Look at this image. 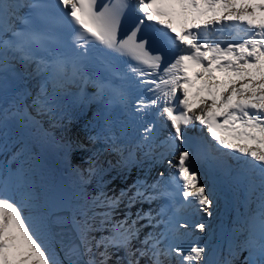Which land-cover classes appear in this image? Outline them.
Segmentation results:
<instances>
[{"label":"snow or ice","instance_id":"6c2138e0","mask_svg":"<svg viewBox=\"0 0 264 264\" xmlns=\"http://www.w3.org/2000/svg\"><path fill=\"white\" fill-rule=\"evenodd\" d=\"M131 7L130 0H122L119 8L100 0H0V94L15 71L13 62L35 64L53 92L67 84L93 82L98 94H107L122 110L134 108L147 115L157 109L161 128L169 130L162 143L171 149L166 163L172 170L167 177L172 190H161L165 173L159 172L160 179L151 184L145 179L110 195L105 161L98 155L89 156L87 168L76 171L82 181L98 177L101 187L72 206L77 243L63 249L67 264H264V0H135L141 15L121 35L122 16ZM177 15L187 22L179 31L173 25ZM227 22H239L249 31L241 42L221 47L208 39L214 31L210 25ZM153 24L160 27L153 29ZM116 57L125 59L151 96L133 100L136 81L116 66ZM197 79L201 87L196 95L207 94L197 105L199 114L189 100ZM180 90L182 95H177ZM33 106L38 113L53 115L44 85ZM197 122L206 126L216 145L185 146L182 126ZM158 131L153 123L143 127L135 151L144 159H153L160 146ZM109 140L108 151L117 153L126 169L143 164L132 150L125 155L124 146ZM201 167L228 182L253 184L259 177L258 210L246 221L242 241L222 260L210 258L208 246L199 240L181 246L190 229L205 235L209 229L206 222H182L177 218L182 209L195 207L205 217L213 216L214 189L201 181ZM161 196L169 197V208L175 209L166 220L163 209L155 216L137 212L133 219L125 212L115 218L122 204L130 209ZM62 223L26 176L0 169V264H64L53 250L56 227ZM148 227L152 231L145 233Z\"/></svg>","mask_w":264,"mask_h":264},{"label":"bare ground","instance_id":"6f19581e","mask_svg":"<svg viewBox=\"0 0 264 264\" xmlns=\"http://www.w3.org/2000/svg\"><path fill=\"white\" fill-rule=\"evenodd\" d=\"M210 27H214L212 33L218 31H220V33L214 38H211L212 33H210L208 39L210 41L219 42L221 47H225L229 43L241 42L245 38L246 31H249L247 26H244L239 22L214 24V26L210 25ZM27 69L32 71L35 78H40V74H37L35 71V64L28 66ZM24 75L27 74L24 73ZM22 79L26 82L27 90H29V88H34V80H30V77L26 80H24L23 77ZM220 79L223 80V77H220ZM15 87L16 83L8 80L3 93L0 94V118L4 120V127L0 129V169L7 168L9 170H16L20 175L26 176L29 181L30 177H34L36 181L40 183V189H35V191L37 194H40V197L42 198L41 202L48 206L50 213H52L51 211L55 212L59 209H69L73 216L74 212L72 211V206L82 202L89 195H95L96 190L101 187V185L96 182L99 179L98 177L94 178L91 182H88L79 180L75 175L76 171H79L82 168H87L89 154H87L86 157L81 155L79 161L75 158L74 147L76 144L92 145L93 142L90 141L89 137L85 138L80 135L79 130L82 129L80 124L78 126L79 130H76L75 122L69 121V107L67 108L64 104V100L60 98L55 105L58 110L57 114L49 115L47 112L40 113V116L47 120L46 123L51 124V127L44 129L41 120L33 119L30 116H24L22 109L23 104L26 102L27 90L24 94H13L14 99L11 101V104H9L11 93ZM200 87L201 83L197 79L194 81V87L190 89L189 100L193 109H195L196 114L199 113L200 109H196L194 103L200 98H203L202 96L207 98L206 93H201L200 96L196 95V90ZM177 95H179V93H177ZM208 102L211 103V100H208ZM17 109H21V112H18ZM90 122V120L85 121L88 127ZM33 131H37L38 134L35 135ZM66 131L69 132L67 138L64 136L63 140H67L71 137V142L73 140L75 142V145L71 146L72 150L69 152L70 154L60 147H54L58 140L57 133H64ZM93 134V131L88 132V136ZM45 139L53 147L47 146L49 151L48 153L45 152V155H43L42 151L39 150V147L43 149V140ZM65 143L66 142L64 141H60V144H64L63 146L67 149ZM94 155H98L100 159L105 161L104 158L106 154L97 151ZM65 158H67V160H65ZM71 159H73V161L75 160L77 168H71L70 171L67 167L69 164L68 160L71 161ZM132 173V169H122L118 173L104 174L105 181L111 190L109 194L111 195L114 191L115 193H120L122 189L128 190L131 185L137 184L138 181L145 180L143 176ZM31 184L33 185V183ZM236 186H229L225 191V195L234 193L237 189ZM258 195L259 192L254 195L255 210L253 214L258 210ZM248 198L250 197L243 193L239 201L240 203H245ZM138 206L141 207L139 212H145L148 208L147 205ZM245 208L246 212L251 214L246 204ZM127 210L130 211L131 209L128 208ZM125 212L127 211L119 209L115 218L121 219L118 217V214ZM149 212H151L152 216H155L156 210L151 209ZM136 213L137 211H131L130 215L132 218L135 217ZM210 219H212V221L216 220V224H213V227H211L213 230H210L205 237H198L197 240H199L201 244H206L208 246L210 258L222 260L228 257L229 249L234 247L244 238L246 222L239 221L238 218L235 217L233 223V218L231 216H228L227 222L220 219L218 215L211 217ZM231 221V231L225 236V243L220 244V242H217L218 238L216 237V232L217 230L221 231L222 229H226V225L230 224ZM145 222L146 221L143 223ZM161 226L162 224L160 225V230ZM151 231L152 229L150 227L144 229L145 233ZM240 231L242 234L239 236L238 233ZM104 234L107 235V233ZM96 235L99 237L100 233H96ZM188 246H190L189 243ZM55 250L57 251V249Z\"/></svg>","mask_w":264,"mask_h":264},{"label":"water","instance_id":"95a60500","mask_svg":"<svg viewBox=\"0 0 264 264\" xmlns=\"http://www.w3.org/2000/svg\"><path fill=\"white\" fill-rule=\"evenodd\" d=\"M51 215L59 217L63 220L62 224H58L56 227V232L58 233L57 242L55 247L57 249L58 255L61 260H64V264H67V260L64 257L63 249L66 246H71L77 243L76 233L72 227V213L68 209H59L55 212L52 211Z\"/></svg>","mask_w":264,"mask_h":264},{"label":"rangeland","instance_id":"374dc122","mask_svg":"<svg viewBox=\"0 0 264 264\" xmlns=\"http://www.w3.org/2000/svg\"><path fill=\"white\" fill-rule=\"evenodd\" d=\"M244 26H246V25H244ZM33 113V112H32ZM38 120H41L40 122H41V124L44 126V129L45 128H47L48 126L46 125V119H44L43 117H39V119ZM55 126H56V124H55ZM55 128V127H54ZM68 132L69 131H66V132H64V133H57V138H58V140H57V144L54 146V147H60L61 149H63L64 151H68V153L69 152H71V146L68 144V142H67V140L65 139V140H63V137L64 136H66V138H67V135H68ZM33 133L35 134V135H37L38 133H37V131H33ZM72 133V132H71ZM70 139V142H71V137L69 138ZM44 141V147H43V149H41L40 147H39V150L40 151H42V153H43V155H45V152L46 153H48V151H49V149L47 148V146H51L50 145V143L45 139V140H43ZM60 141H64V142H66L65 143V145L67 146V149L62 145V144H60ZM51 147H53V146H51ZM67 153V154H68ZM70 154V153H69ZM65 160H67V158H65ZM68 162H69V164H68V167H67V169L68 170H70L71 171V168H77V165H75V160L73 161V159H71V161H69L68 160ZM72 166V167H71ZM73 171V170H72ZM30 182L31 183H33V188L34 189H40V183L38 182V181H36V179L34 178V177H30ZM84 186V185H83ZM117 195H119V193H117ZM38 196H39V198H40V200L42 201V198L40 197V194H38ZM59 208H61V207H59ZM59 208H57V209H59ZM210 220H212V219H210ZM213 224H216V220H213V223L211 224V227H213ZM210 227V228H211ZM208 234V233H207ZM206 234V235H207ZM202 237H205V234H203V236ZM241 241H242V239H241ZM55 245H53V250L54 251H56L55 249V247H54ZM57 252V251H56ZM247 255V254H246ZM57 258H58V253H57Z\"/></svg>","mask_w":264,"mask_h":264}]
</instances>
